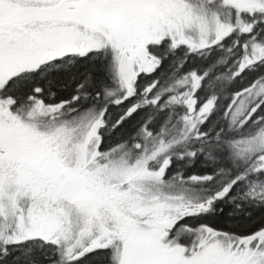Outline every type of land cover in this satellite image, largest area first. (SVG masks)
<instances>
[{"label": "snow or ice", "instance_id": "snow-or-ice-1", "mask_svg": "<svg viewBox=\"0 0 264 264\" xmlns=\"http://www.w3.org/2000/svg\"><path fill=\"white\" fill-rule=\"evenodd\" d=\"M0 264H264V0H0Z\"/></svg>", "mask_w": 264, "mask_h": 264}]
</instances>
